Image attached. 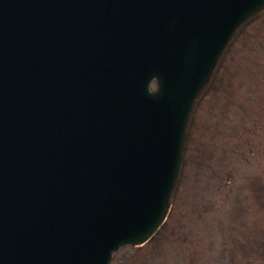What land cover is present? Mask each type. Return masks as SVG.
I'll use <instances>...</instances> for the list:
<instances>
[{
    "label": "water",
    "instance_id": "water-1",
    "mask_svg": "<svg viewBox=\"0 0 264 264\" xmlns=\"http://www.w3.org/2000/svg\"><path fill=\"white\" fill-rule=\"evenodd\" d=\"M263 9L0 0V264H111L145 244L169 213L199 95Z\"/></svg>",
    "mask_w": 264,
    "mask_h": 264
},
{
    "label": "rangeland",
    "instance_id": "rangeland-1",
    "mask_svg": "<svg viewBox=\"0 0 264 264\" xmlns=\"http://www.w3.org/2000/svg\"><path fill=\"white\" fill-rule=\"evenodd\" d=\"M233 43L193 109L167 223L112 264H264V11Z\"/></svg>",
    "mask_w": 264,
    "mask_h": 264
},
{
    "label": "trees",
    "instance_id": "trees-1",
    "mask_svg": "<svg viewBox=\"0 0 264 264\" xmlns=\"http://www.w3.org/2000/svg\"><path fill=\"white\" fill-rule=\"evenodd\" d=\"M252 21H253V20H252ZM233 44H234V43L232 42L231 45H230V47L233 46ZM230 47H229V48H230ZM229 48L227 49V51L225 52L223 58L221 59L220 64H219V66H218V68H217V70H216V72H215V75H214V77H213V80H212L210 86L213 85V84L215 83V80L220 76L222 70H224V69L226 68V62H227V60H228L227 58H228Z\"/></svg>",
    "mask_w": 264,
    "mask_h": 264
}]
</instances>
